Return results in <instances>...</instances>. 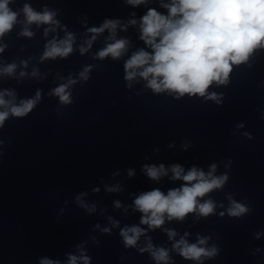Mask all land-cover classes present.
<instances>
[{"label":"clouds","instance_id":"1","mask_svg":"<svg viewBox=\"0 0 264 264\" xmlns=\"http://www.w3.org/2000/svg\"><path fill=\"white\" fill-rule=\"evenodd\" d=\"M10 2L11 0H0V37L10 32L18 22V13L9 7ZM127 3L138 6L146 3V0H127ZM162 7L168 10L167 15L150 8L140 20V39L152 51L139 49L125 62L124 79L129 82L128 86L131 87V81L140 77L147 81L146 86L154 93H175L177 99L185 94L199 95L219 102L215 93L208 94L209 87L213 83L227 84L233 65L248 61L254 50L264 48V0H171L170 4H163ZM22 12L28 25L58 24V21L54 20L55 12L48 9L39 13L29 4H24ZM119 23L118 20L106 19L100 27L88 29V32L93 34L91 39L86 41L88 47H91L96 36L105 30L110 33L108 39L113 40L97 53V58L111 56L116 60L127 52L129 41L123 38L115 39ZM129 23L135 25L137 21L133 19ZM48 31L49 29H46L45 33ZM21 35L31 37L33 33L24 28ZM74 40L75 37L71 33L66 34L62 40H51L46 45L41 60L68 57L73 52ZM79 50L83 54L88 48L81 46ZM2 51L3 48H0V52ZM15 68V64H10L0 71L11 75ZM89 71L90 67L85 68L79 74L80 78L87 80ZM35 75L34 71L33 76ZM75 82L69 78L66 84L56 87L51 94L59 97L62 104L71 103V94L67 89ZM5 96L12 99L6 100ZM14 100V93L0 92V109H3L0 111V128L9 116H27L40 100V92L37 91L32 99L21 100L19 105L15 104ZM143 171L148 178L157 181L171 171L172 180L184 182L181 187L170 189L166 195L159 189H154L140 194L134 200L135 210L142 213L140 223L153 230L161 227L165 218L169 221H182L190 213H198L204 217L213 214L214 202L208 199L201 203L200 198L222 188L228 180L227 175H214L215 164L211 165L208 173L196 167L185 173L179 164L172 165L170 169H166L163 164L158 167L144 165ZM128 175L131 177L134 172L130 169ZM117 190L118 187L107 188L109 192ZM76 199L81 203V207L88 208L81 202L80 196ZM115 206L119 208L120 203L117 201ZM88 210L91 212L95 208L93 206ZM248 211V207L234 200L227 210L231 217H240ZM118 223L114 221L113 227L118 226ZM102 231L109 233L110 229L104 228ZM167 231L169 239L176 236L174 231ZM144 234L145 230L139 226H126L120 231L125 247H135L140 236ZM206 242L207 238H198L197 243L189 244L182 237L173 245V249L186 260L202 261V258H212L217 254L216 247H202ZM140 250L149 251L157 264H168L167 250L153 249L151 242L147 248ZM78 260L82 261V264H90V258L83 252L79 257L70 255L68 264H77ZM40 264L59 262L42 259Z\"/></svg>","mask_w":264,"mask_h":264}]
</instances>
